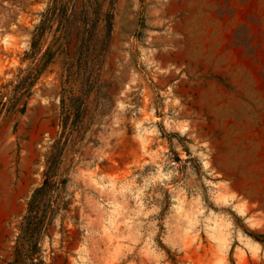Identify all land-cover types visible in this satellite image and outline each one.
<instances>
[{"label":"rangeland","instance_id":"374dc122","mask_svg":"<svg viewBox=\"0 0 264 264\" xmlns=\"http://www.w3.org/2000/svg\"><path fill=\"white\" fill-rule=\"evenodd\" d=\"M0 264H264V0H0Z\"/></svg>","mask_w":264,"mask_h":264}]
</instances>
